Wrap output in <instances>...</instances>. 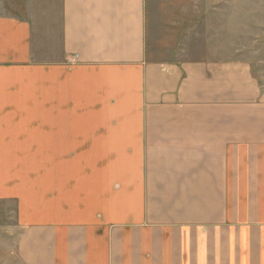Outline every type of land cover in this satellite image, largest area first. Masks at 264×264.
<instances>
[{"label":"crops","instance_id":"1","mask_svg":"<svg viewBox=\"0 0 264 264\" xmlns=\"http://www.w3.org/2000/svg\"><path fill=\"white\" fill-rule=\"evenodd\" d=\"M38 10L0 16V200L23 262L264 264V70L150 60L147 0Z\"/></svg>","mask_w":264,"mask_h":264},{"label":"rangeland","instance_id":"2","mask_svg":"<svg viewBox=\"0 0 264 264\" xmlns=\"http://www.w3.org/2000/svg\"><path fill=\"white\" fill-rule=\"evenodd\" d=\"M42 3L0 0V16L38 23ZM147 19L150 60H241L256 74L264 70V0H147ZM22 231L17 203L0 200V264H25L19 253Z\"/></svg>","mask_w":264,"mask_h":264}]
</instances>
